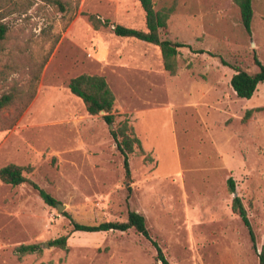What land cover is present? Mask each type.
Here are the masks:
<instances>
[{"label": "rangeland", "instance_id": "374dc122", "mask_svg": "<svg viewBox=\"0 0 264 264\" xmlns=\"http://www.w3.org/2000/svg\"><path fill=\"white\" fill-rule=\"evenodd\" d=\"M0 0L8 27L0 45V97L19 102L0 115V170L24 169L64 206L47 205L29 184L0 179V264H160L150 241L127 232H75L146 218L171 264H260L264 248V82L239 98L237 69L264 64V0H254L252 34L234 0H153L173 8L162 39L179 49L178 71L158 46L115 34L146 30L139 0ZM107 26L95 29L90 17ZM204 51V52H200ZM83 74L103 76L115 95V125L90 115L69 89ZM34 98L24 108L31 85ZM24 108V109H23ZM127 121L142 149L130 155L131 179L112 130ZM233 178L236 194L229 190ZM246 207L257 240L233 212ZM63 236L66 249L50 246ZM41 252L19 256L21 245Z\"/></svg>", "mask_w": 264, "mask_h": 264}, {"label": "trees", "instance_id": "16d2710c", "mask_svg": "<svg viewBox=\"0 0 264 264\" xmlns=\"http://www.w3.org/2000/svg\"><path fill=\"white\" fill-rule=\"evenodd\" d=\"M46 1L54 2L58 4L62 10H66L67 5L60 0ZM139 1L146 13V30H139L118 25L114 28V32L117 36L122 38H134L158 46L162 53L166 71H168L171 75H175L178 71L177 57L179 55V49L188 47V45L175 43L168 39H162L161 37V33L168 28V21L174 9L164 8L156 10L153 0ZM234 2L240 10L242 23L246 32L251 35L255 14L254 0H234ZM90 21L95 29L108 25V22H103L94 16L90 17ZM7 33V25L0 22V45L6 39ZM254 61L259 69L257 73H250L242 69H237L231 80V85L239 98L251 99L256 93L259 84L264 82V64L256 54L254 55ZM69 89L72 94L83 101L86 110L90 115L95 116L105 113L103 118L106 123L113 126L115 125L116 115L113 112L116 99L105 77L83 74L70 80ZM29 92V97L25 102L24 108L29 105L35 96V83L34 85H31V91ZM19 101V93L16 91L2 95L0 97V115L5 110L15 106ZM112 135L116 142L117 149L124 157L126 176L130 180V155L135 152V148L142 149L141 141L136 136L133 128L129 126L127 121L122 122L119 127L112 130ZM0 179L3 183L13 186L29 184L37 191L38 195L47 205L51 207H58L59 205V202L50 193L41 188L36 182L26 177L24 175V169L20 166L10 164L2 168L0 170ZM228 184L230 192L232 194H236V183L234 179L230 178ZM232 210L242 219L246 227L249 228L252 242L254 247L257 249L256 235L249 219L248 211L239 196L234 197ZM73 226L75 232L90 233L108 231L127 232L130 229H135L155 247L157 251V259L160 264H171L165 256L159 243L152 238L147 227L146 218L138 212L131 211L126 222H105L98 226L84 225L74 222ZM67 245V236L58 238L50 243V246H56L61 249H66ZM41 250L42 248L40 245L33 244L21 245L16 249V252L19 256H25L41 252ZM259 262L260 264H264V248L259 253Z\"/></svg>", "mask_w": 264, "mask_h": 264}, {"label": "water", "instance_id": "95a60500", "mask_svg": "<svg viewBox=\"0 0 264 264\" xmlns=\"http://www.w3.org/2000/svg\"><path fill=\"white\" fill-rule=\"evenodd\" d=\"M111 128H113V125L110 126ZM58 209L59 211H63L64 210V206L62 204L58 205Z\"/></svg>", "mask_w": 264, "mask_h": 264}]
</instances>
